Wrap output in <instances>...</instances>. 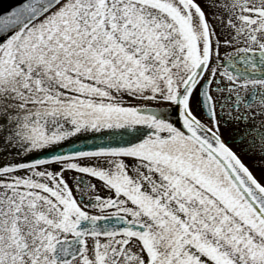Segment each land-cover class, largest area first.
I'll use <instances>...</instances> for the list:
<instances>
[{
	"label": "snow or ice",
	"instance_id": "obj_1",
	"mask_svg": "<svg viewBox=\"0 0 264 264\" xmlns=\"http://www.w3.org/2000/svg\"><path fill=\"white\" fill-rule=\"evenodd\" d=\"M0 264H264V0L0 12Z\"/></svg>",
	"mask_w": 264,
	"mask_h": 264
},
{
	"label": "water",
	"instance_id": "obj_2",
	"mask_svg": "<svg viewBox=\"0 0 264 264\" xmlns=\"http://www.w3.org/2000/svg\"><path fill=\"white\" fill-rule=\"evenodd\" d=\"M22 2V0H0V12L8 10L10 7H13Z\"/></svg>",
	"mask_w": 264,
	"mask_h": 264
},
{
	"label": "rangeland",
	"instance_id": "obj_3",
	"mask_svg": "<svg viewBox=\"0 0 264 264\" xmlns=\"http://www.w3.org/2000/svg\"><path fill=\"white\" fill-rule=\"evenodd\" d=\"M244 160L246 163H249V166H251L250 165V159L248 157H244ZM252 170L257 176H259V171L257 169L253 168Z\"/></svg>",
	"mask_w": 264,
	"mask_h": 264
}]
</instances>
